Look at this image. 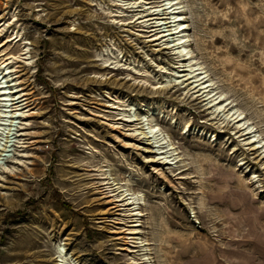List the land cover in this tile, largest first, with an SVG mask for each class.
<instances>
[{"label":"rangeland","instance_id":"374dc122","mask_svg":"<svg viewBox=\"0 0 264 264\" xmlns=\"http://www.w3.org/2000/svg\"><path fill=\"white\" fill-rule=\"evenodd\" d=\"M147 1L132 24L113 0H0L30 104L0 175V264H59V244L78 264H264V156L177 78ZM177 1L192 63L264 140V0Z\"/></svg>","mask_w":264,"mask_h":264},{"label":"bare ground","instance_id":"6f19581e","mask_svg":"<svg viewBox=\"0 0 264 264\" xmlns=\"http://www.w3.org/2000/svg\"><path fill=\"white\" fill-rule=\"evenodd\" d=\"M128 1L113 0V6H117V8L110 10L109 13L115 12L116 14H121L123 9H126L123 7L128 4V7L132 9L130 12H134L130 15L131 20L129 23L134 24L140 18L138 17L140 12L135 10L136 7H139L138 4L140 2L138 0ZM154 2L148 0L144 3L146 6L142 11L146 14L142 17L147 18L143 23L147 25L150 33H155L151 34V36L156 35L152 41L160 40L162 50H169L170 53L175 55L176 66L173 69L175 73L188 72L186 74H177V78H183V82L190 81L189 84L194 86L193 88L198 93V97L202 98L203 101L208 100L209 108H213L212 114L225 113L224 121H227L228 124L233 122L236 128H238L240 136L247 139V144H251V149L257 150L258 155L264 156V140L257 133L255 127L246 119L244 113L239 108L230 106L231 102L229 100L225 99L223 95L217 94L215 89L211 88L213 83L207 79L205 71H201V65L192 63L193 59L187 47L188 39L185 32L187 26L181 12L182 6L177 0H158V2H161L159 5H153L152 3ZM5 45L0 46V57L5 55L4 52L7 49H2ZM13 59V56H9L0 62V175L7 167L6 162H10L16 158L14 152L16 150V144L18 143L16 138L22 135L18 133L21 130L20 126L23 125L21 120L24 111L22 109L30 105L29 98L26 97L28 93H24V88L20 89V82H18V77L16 78V70L12 65ZM7 60L9 61L6 62ZM184 77L186 78L184 79ZM117 99V102L122 100L120 97ZM136 120L138 119H132L130 117L126 119L129 122ZM148 129L147 132H140L142 138L147 140V145L154 144V147L157 148V151H154L156 154H163L161 156L163 159L162 163L173 165L176 160L173 148L158 128L152 125ZM115 199L116 201H122L119 204L120 206L125 207L126 205L132 204L123 194L115 195ZM131 230L132 233H135V230ZM56 253L59 264H78L76 260L70 257L65 247L60 244L57 246Z\"/></svg>","mask_w":264,"mask_h":264}]
</instances>
